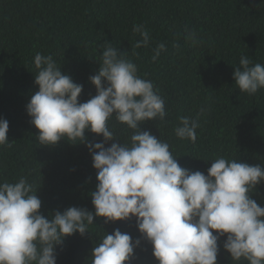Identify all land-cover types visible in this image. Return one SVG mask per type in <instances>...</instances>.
I'll use <instances>...</instances> for the list:
<instances>
[{
    "label": "trees",
    "instance_id": "1",
    "mask_svg": "<svg viewBox=\"0 0 264 264\" xmlns=\"http://www.w3.org/2000/svg\"><path fill=\"white\" fill-rule=\"evenodd\" d=\"M140 24L150 43L134 48L141 37L133 26ZM162 42L166 51L153 61V49ZM105 43L134 62L138 75L164 98V120L144 121L139 129L167 142L180 167L207 175L221 156L264 167V88L242 93L233 78L241 56L264 65V0H0V118L9 123L11 143L0 146V183L25 177L47 219L69 207L95 213L91 193L98 170L86 145L104 142L103 136L86 130L82 142L62 138L41 145L26 105L38 91L37 53L51 55L62 74L82 85L78 103L93 98L90 77L99 70ZM201 108L206 111L199 115L195 143L177 138L180 117L196 118ZM109 127L118 139L105 148L130 143L125 125L113 117ZM250 197L264 207V183ZM117 229L140 240L128 264H158L133 216L107 223L94 216L89 232L65 236L55 246L56 264H91L93 248ZM227 235L217 241V264H248L234 262L224 250Z\"/></svg>",
    "mask_w": 264,
    "mask_h": 264
},
{
    "label": "clouds",
    "instance_id": "2",
    "mask_svg": "<svg viewBox=\"0 0 264 264\" xmlns=\"http://www.w3.org/2000/svg\"><path fill=\"white\" fill-rule=\"evenodd\" d=\"M133 33L141 37L134 48L149 45L144 25H134ZM189 39L194 41V33ZM164 51L165 43H159L152 60ZM34 65L38 91L26 112L39 130V143L54 145L62 138L82 142L86 130L104 138L86 145L98 170L91 193L95 213L69 207L47 219L25 177L0 183V264H56L55 246L73 233L83 236L94 216L106 223L135 217L158 264H217V241L226 233L223 248L234 262L264 264V207L250 197L264 183V167L223 156L212 160L207 175L180 167L167 142L139 129L144 121L164 120V98L110 43H105L97 74L90 77L97 94L84 103H78L82 85L62 74L51 55L37 53ZM233 78L240 92L254 95L264 88V65L241 56ZM205 111L201 108L196 118L180 117L176 137L195 143L199 115ZM113 117L131 130L130 143L105 148L104 143L118 139L109 127ZM8 128L0 118V146H11ZM139 243L118 229L104 234L92 250L91 264H128Z\"/></svg>",
    "mask_w": 264,
    "mask_h": 264
}]
</instances>
